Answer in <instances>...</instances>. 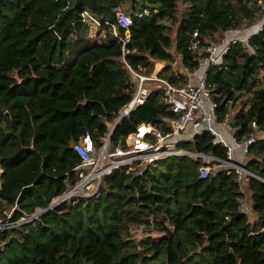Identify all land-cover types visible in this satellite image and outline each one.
<instances>
[{
    "label": "trees",
    "instance_id": "1",
    "mask_svg": "<svg viewBox=\"0 0 264 264\" xmlns=\"http://www.w3.org/2000/svg\"><path fill=\"white\" fill-rule=\"evenodd\" d=\"M256 1L187 0L178 19L177 0H0V220L6 219L2 211L7 207L12 220L45 208L76 183L80 157L72 143L88 132L96 147L102 145L133 93L126 64L149 75L155 61H165L159 75L177 83L181 78L170 69V49L194 69L192 33L204 46L216 33L248 28L259 15ZM116 7L131 23L127 29L117 27L114 35ZM84 10L99 20L107 32L104 39L89 40ZM169 21L175 22L174 39L166 32ZM261 71L264 24L245 42L230 43L206 79L219 122L231 104L250 95L231 125L237 141L250 138L243 164L258 178L242 185L256 215L252 222L234 173L218 169L200 178L199 160L167 157L140 172L115 169L102 178L98 197L63 202L0 232V264H264ZM161 96L153 90L124 116L110 135L111 144L140 122L165 129L163 119L171 113ZM212 140L203 131L179 145L226 158V148ZM130 224H152L162 233L135 243L123 230Z\"/></svg>",
    "mask_w": 264,
    "mask_h": 264
},
{
    "label": "built area",
    "instance_id": "2",
    "mask_svg": "<svg viewBox=\"0 0 264 264\" xmlns=\"http://www.w3.org/2000/svg\"><path fill=\"white\" fill-rule=\"evenodd\" d=\"M114 11L116 13V24L112 25L111 31L114 35H117V27L127 29L131 23V17L119 7H116ZM81 20L100 26V22L94 15L86 10L81 12ZM128 39L129 35L127 38L125 37V40ZM235 41L236 39L230 38L226 42L222 41L219 46L212 44L201 46L197 38V32L194 31L192 33V49L201 47L204 49L205 54L197 53L198 64L192 70L180 63L178 72L174 71L181 78V81L177 83L170 82L160 76L159 72L150 73L149 75L139 73L125 63L129 69L134 88L131 98L122 106L114 123L120 115L124 114L126 116L137 106L144 104L153 90H159L162 93V102L171 113L170 117L163 119L165 129L151 123L140 122L132 132L123 139L118 140L115 145H112L110 132L113 123L110 124L107 135L102 138L100 147H96L88 132L84 133L77 141L72 143V149L80 157V163L74 167L77 173V181L73 186H69L62 195L55 197L52 202L61 204L66 200L76 199V197H80L83 192L90 189H92V193L88 196H96L99 193L102 178L112 173L113 170L126 168L127 170L140 172L147 165L154 164L167 157H188L192 160H199L200 164L197 171L200 178L209 176L212 169L211 165L219 167L215 171L223 169L228 174L234 173L241 185L246 183L249 177H255L254 173L238 164L243 163L238 162L234 156L236 148L240 149L242 156L247 153L250 138H245L239 142L233 136L234 131L232 132L233 129L230 123H219L216 114L217 104L213 100L211 89L206 83L210 68L221 63L222 56L228 49L229 44ZM203 65L205 67L201 77L196 84H193L192 77ZM148 81L153 84L152 87L146 85ZM222 126L226 130L220 129ZM252 126H255L254 122H252ZM203 131L213 136L212 142L214 144H220L226 148V158H218L212 153L178 148L179 142L191 141ZM229 133H231L230 138ZM247 206L244 203L243 207L246 208ZM25 217H27L26 214L19 218L21 220L10 218H6L4 221L0 220V232L28 222V220H24ZM3 249L4 242L0 240V250Z\"/></svg>",
    "mask_w": 264,
    "mask_h": 264
},
{
    "label": "rangeland",
    "instance_id": "3",
    "mask_svg": "<svg viewBox=\"0 0 264 264\" xmlns=\"http://www.w3.org/2000/svg\"><path fill=\"white\" fill-rule=\"evenodd\" d=\"M232 1L234 3H236V0H232ZM250 1H252V0H250ZM256 4L259 7V15L257 16V20H255L254 23L250 27L247 28V27H245L243 25V26H241L236 31L237 33H235V34L233 32H227V33H220L219 32V33H216L212 37L206 38L205 39V43H207L208 45L209 44H212V45L219 46L222 43V41L226 42L231 36H233L234 39H236L238 41L245 42L248 39V37H250L251 34L257 32L262 27V25L264 24V0H257L256 1ZM187 7H188L187 6V0H177L176 18L180 19L183 11ZM125 14H127V13H125ZM86 23L89 25V32H90L89 40L90 41H95V40L98 41V40H102V39L105 38L107 32L104 29L100 28L99 26H96L95 24L92 25L89 22H86ZM165 25H166V32L170 35V37L172 39H174V37H175V30H176V28H175V22H170V21L169 22H165ZM111 30H112V28H111ZM250 30H251V32H249ZM241 32H243V33H241ZM127 33L128 32L125 31L126 38L128 36ZM194 50H196V53H198V54H202V55L205 54L204 49L201 48V47L198 48V49H194ZM170 51L173 53V57H174L173 63L170 64V69L173 72L174 71L175 72H178V66H180V63H181V56L175 51L174 47H172L170 49ZM205 51H206V49H205ZM160 62L162 63L163 66H162L161 69L157 70L158 68H156V67H157L158 64H160ZM166 65H167V62H165V61H155L154 62V65H153V71L151 73L152 74H155L156 72H159V74H160V72L163 71L164 66H166ZM173 67H174V69L172 70ZM204 67H205V65H203L201 68H199L198 71H197V73H196V75L192 77V83L193 84H196L198 82V79L201 77V75H202V73L204 71ZM260 74L264 75V71H261ZM146 85L147 86H150V87L153 86V84L150 81H148L146 83ZM248 97H250V95H249V93H246L243 96H241L235 103H233V104H231L229 106V110H228L227 117H226V120H225V123L224 124H227V122L228 123H231V121L233 120V117H234L235 113L237 111H239V109H241L244 106V104H245V102H246V100H247ZM243 108L245 109L246 106L243 107ZM224 126H222L220 129L226 130V128ZM232 132H233V130H232ZM262 134H263L262 132L256 133L257 136H262ZM230 135H231V133H229V138H230ZM178 148L179 149H184V147H182L180 145L178 146ZM243 158H245V157H243ZM243 158L242 159L236 158V159L244 162L245 159H243ZM211 167H212L211 171H215V169L219 168L218 166H215V165H211ZM0 169H1V167H0ZM1 171H2V169H1ZM91 193H92V189L87 190V191L83 192L80 197H84V196H85V198L90 197L88 195H91ZM98 194L99 193H97L95 197H98ZM245 194H246L245 201H246V203H249L248 202L249 201L248 200L249 194H248V192H246ZM76 198H79V197H76ZM68 201L70 202L72 200L69 199V200H66L65 202H68ZM251 207H252V205H251V202H250L248 204V206L246 207L247 208L246 210H247V215L249 217V221L252 222L256 218V215L253 212V210L251 209ZM42 209L43 208H37L34 213H32V214H26L27 217H25L24 220L25 221L28 220V222H31L33 219H35L34 217H36L38 215V213H40V211ZM11 213H12V209L7 207V208H5L2 211V216H3V218H10L11 219ZM33 214H35V215L34 216H31ZM19 220H21V219H19ZM20 225H16V226H13V227H19ZM13 227H10L9 229H11ZM123 230L125 231V233L129 234L128 237L130 239L134 240L135 243H137L141 239H145L146 237H157V236H159L162 233L161 230H159L158 228L154 227V225H152V224L149 225V226L142 225V224L141 225H138V224H130L127 227H125ZM137 249L139 250V248H137ZM153 264H161V262L159 260V261H157V262H155Z\"/></svg>",
    "mask_w": 264,
    "mask_h": 264
},
{
    "label": "water",
    "instance_id": "4",
    "mask_svg": "<svg viewBox=\"0 0 264 264\" xmlns=\"http://www.w3.org/2000/svg\"><path fill=\"white\" fill-rule=\"evenodd\" d=\"M124 117V114L120 115V117L118 118V120L114 123L112 129H111V132L110 134L112 133V131L114 130L115 126L117 125V123ZM240 164L241 166H243L244 168L245 165L244 164H241V163H238ZM256 178H258L257 176H255ZM59 205V203H54V202H51L49 205H47L45 208H43L40 213H38V215L36 217H34L35 219L38 218V216H40L41 214H44V213H47L48 211L52 210L53 208L57 207Z\"/></svg>",
    "mask_w": 264,
    "mask_h": 264
},
{
    "label": "crops",
    "instance_id": "5",
    "mask_svg": "<svg viewBox=\"0 0 264 264\" xmlns=\"http://www.w3.org/2000/svg\"><path fill=\"white\" fill-rule=\"evenodd\" d=\"M129 35V34H128ZM226 117H227V115H226ZM226 117H225V119L223 120V121H221V122H219V123H224L225 122V120H226ZM230 125H231V123H230ZM231 127H232V125H231ZM232 129H233V131H234V128L232 127ZM181 142H186V141H181ZM181 142H179V143H181ZM234 156H235V158H238V159H242L243 157H245V156H242V153L240 152V149H236L235 151H234ZM243 159H245L246 160V158H243ZM237 160V159H236ZM238 162H243V161H240V160H237ZM0 173H1V171H0ZM243 192H244V194L246 193V190L247 189H245L244 188V186H243ZM249 194V193H248ZM245 196H246V194H245ZM244 201H245V199H243ZM249 200V201H248ZM248 202L250 203V201H251V199H250V194H249V198H248ZM246 203V202H245Z\"/></svg>",
    "mask_w": 264,
    "mask_h": 264
},
{
    "label": "bare ground",
    "instance_id": "6",
    "mask_svg": "<svg viewBox=\"0 0 264 264\" xmlns=\"http://www.w3.org/2000/svg\"><path fill=\"white\" fill-rule=\"evenodd\" d=\"M247 37V36H246ZM35 214L31 215V216H34Z\"/></svg>",
    "mask_w": 264,
    "mask_h": 264
},
{
    "label": "clouds",
    "instance_id": "7",
    "mask_svg": "<svg viewBox=\"0 0 264 264\" xmlns=\"http://www.w3.org/2000/svg\"><path fill=\"white\" fill-rule=\"evenodd\" d=\"M52 202V201H51ZM63 203V202H62Z\"/></svg>",
    "mask_w": 264,
    "mask_h": 264
}]
</instances>
